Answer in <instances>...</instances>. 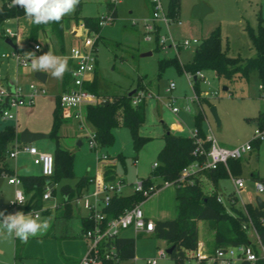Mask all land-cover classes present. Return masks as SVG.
Listing matches in <instances>:
<instances>
[{
  "label": "rangeland",
  "instance_id": "rangeland-1",
  "mask_svg": "<svg viewBox=\"0 0 264 264\" xmlns=\"http://www.w3.org/2000/svg\"><path fill=\"white\" fill-rule=\"evenodd\" d=\"M8 1L11 0H0V5ZM200 1L206 3L212 11L202 19L193 18L191 15L193 6ZM108 2L109 0H82L81 6L65 17L72 19V27H74L78 24L75 20L76 14L80 17L106 15ZM169 2L170 0H161L165 12L168 11ZM178 9V19L172 20L168 26L162 21L159 22L160 33L169 37L167 45L174 41L178 46V52L174 47L166 49L157 47L155 38L151 41L145 40L144 20L152 13L149 0H121L117 3V16L100 26L97 32L100 37L96 44L99 93L103 96L119 95L134 88L154 92L153 96L146 97L144 101L145 119L138 129L144 140L139 147H136L131 130L121 126L113 130L112 143L91 147L90 138L94 133L91 123L86 119L83 120L86 126L83 132L78 128V122L69 121L70 118L67 120L69 122L62 123L58 129L59 140L62 146L74 154L73 176L55 182L53 193L56 204L62 201L63 184H73L83 175L98 174L96 158L99 153H107L115 160L117 177L122 178L125 183L123 194L134 192L137 181L148 177L154 168V163L158 162L159 153L165 142V133L169 131L176 135L191 136L192 132L196 131L195 114L198 112L203 115L202 126L205 133L212 135L221 145L234 147L248 141H253L255 144V149L245 154L241 160L238 176L245 179V187L241 190L235 205L241 208L242 200L255 204L257 196L264 199V193L259 194L256 191L257 180L251 177L253 172L259 177H264V140L255 139V130L259 126L257 116L259 111H264V91L260 87L257 74L252 72L248 80L242 77L231 81L224 76H218L212 68L202 69L200 72L205 76L206 82L200 79L198 83L200 98L197 100L195 94L198 93L193 87L194 81L188 77L189 74L194 77L196 73L179 69L173 63L161 68L160 63L165 58L173 57H177L181 64L188 63L193 57L197 44L191 43L185 47L182 45L184 40L192 42L197 39L200 42L213 33L221 35L223 47L228 48L230 54H240L241 57L254 56L256 49L253 46L250 28L256 31L260 23L264 26V0H180ZM7 25L19 31V38L17 40L13 38L15 46L8 44L6 37L3 36L5 23L1 26L3 35L0 36V83L6 84L8 81L12 85L18 76L23 80L26 71L33 73L30 64L17 66L13 56L14 47H18L19 52L26 53L32 51V45L27 40L26 30L17 28L15 21ZM66 33L62 56L68 57L70 48L77 44V41L71 38L69 30ZM42 40L41 54L49 49L53 52L59 51V45L51 35L43 36ZM3 53L6 56H3ZM27 81L40 83L34 77H30ZM71 82L72 79L69 83ZM170 82H174L175 87L171 92L166 93ZM40 84L48 89V94L45 96L48 98L47 103L42 104L36 99V111L19 118L22 129L31 130L29 124L33 123L51 124V108L55 104L54 86L59 87L60 80L49 75L48 81ZM224 87H228V90ZM204 91H208L207 96L202 94ZM170 100L174 106L180 108L178 113H175L168 104ZM186 106L190 107V111L186 110ZM212 107L217 108L220 125L212 114ZM7 122L8 120L4 121L0 116V127ZM13 123L16 125L15 122ZM51 129L52 127L47 132H51ZM64 133L65 136H61ZM79 140L83 142L81 145H78ZM34 145L41 151L54 154L56 138L40 139L35 141ZM119 153L124 156L123 162L116 158ZM5 163L20 172L41 173V166L34 164L30 157L24 154H20L17 159L9 160L7 154ZM199 175L205 192L212 193L216 190L211 180L206 181L207 172ZM218 189L226 195L233 193L235 186L232 176L220 178ZM14 194L15 186L4 178L0 185V211H5V214L14 213L15 209L10 204ZM31 194L30 192L27 195L28 198ZM227 200L225 199L224 206L226 210L232 212ZM140 203L145 216L150 219L160 221L174 219L177 215L174 184L161 187ZM38 209L42 218H52L50 229L43 235L30 237L27 242L19 239L0 241V264H64L63 255L70 256L72 262L77 260L80 262L88 253L89 242L83 235L81 221V217L87 214L88 210L76 200L71 201L69 214L64 213L65 205L51 210L41 205ZM198 226L199 241L207 244L205 245L208 251V243L212 242L208 223L200 220ZM126 233H131L136 238L135 264H151L148 262L150 259H156L157 264H175L166 253L170 246L166 239L155 233H142L137 236L132 233V229H128ZM248 234L254 239L250 231ZM191 264L195 262L192 261Z\"/></svg>",
  "mask_w": 264,
  "mask_h": 264
},
{
  "label": "trees",
  "instance_id": "trees-1",
  "mask_svg": "<svg viewBox=\"0 0 264 264\" xmlns=\"http://www.w3.org/2000/svg\"><path fill=\"white\" fill-rule=\"evenodd\" d=\"M82 0H80L81 6ZM180 0H170L167 15L170 20L178 19ZM11 1L4 2L0 5V36H2L1 26L8 20L25 17L21 7H11ZM108 10H112V16H117V5L108 4ZM76 23L80 21L92 31L98 32L100 29L99 16H75ZM72 19L64 17L59 23L49 25H33L29 22L28 42L33 45L40 42L43 36H52L59 45L61 51L65 48V33L71 29ZM159 26L157 27L155 41L157 47ZM250 35L256 54L251 57H241L240 54L232 55L228 48L223 47L222 37L218 33H213L209 37L197 44L192 59L181 64L177 57L165 58L160 61L161 68L169 64H176L179 69L196 73L205 68H212L218 76H224L229 80L237 78L249 79V75L255 72L260 80V87L264 91V26L260 23L256 31L250 28ZM4 36V35H3ZM5 37V36H4ZM98 36L96 40L99 39ZM72 79L71 71L65 73L63 77V90L69 87ZM193 87L199 94V78L193 79ZM99 85V76L95 72L92 82L85 83V86L94 93L101 95L97 89ZM141 89V88H139ZM129 92L119 95H105L104 99L95 103L84 106L83 113L86 120L94 127V136L98 146H105L112 143L114 139L113 130L125 126L131 130L134 144L139 147L144 137L139 134V127L145 119L144 101L138 104L132 103V96ZM59 96V95H58ZM57 96L56 104L52 114L51 137L56 138V148L54 151V172L51 176L43 174H18L22 181V187L26 195L30 192L31 197L22 207L23 210L38 209L43 205L42 193L45 186L55 184L62 178L73 176V157L74 154L60 144V135L58 134L59 126L67 121L70 117L65 116L63 108L60 105ZM259 126L264 128V112L260 111L258 116ZM195 125L198 137L201 138V149L207 151L211 142L207 139V134L203 129V115L201 112L195 114ZM257 139V138H255ZM15 141L19 140V135L13 125H7L0 129V176L3 172L14 174V171L5 163V157L9 153ZM164 145L159 153L158 165L153 168L151 174L142 178L145 185L157 183L161 186L164 181H172L175 186V195L177 199V215L172 220H156L155 234L166 239L170 246H174L170 258L175 264H186V260L196 253L199 243V221L205 220L211 231V243H208V250L215 253L218 248H227L241 244H251L257 253L259 249L255 241L250 238L248 231L243 228L247 220V213L252 218L260 240L264 243V209H259L256 204L245 202L241 208L237 207L236 201L230 202L233 193L227 196L229 207L232 212L226 210L224 203L218 200L219 192L214 190L212 193L205 192L202 188L200 173L207 172L208 178L217 184L220 178L229 176V171L234 176H238L241 169V159H229L227 166L219 164L216 168L201 170L195 174L186 176L183 180L181 171L194 161H201L205 155L195 152L197 143L191 136L176 135L167 131L164 135ZM259 141V140H256ZM253 145L255 146L254 142ZM118 160L124 161V156L119 153L116 155ZM113 160V161H112ZM114 159L105 163V173L108 178L116 175L114 169ZM92 176L83 175L73 184L66 183L61 186L63 200L65 205V214L71 212V200L80 195L90 185ZM251 177L264 183V177H259L257 173H252ZM161 180V181H159ZM145 197L139 192L130 194L115 195L109 205L105 208L108 216H116L126 208L141 202ZM238 202V201H237ZM89 215L81 217L82 232L90 228L93 223L88 219ZM209 231V233H210ZM116 247L117 255L115 259H102L100 264H135L136 258V238L134 236L118 235L111 239ZM169 246V247H170ZM18 257V254H16ZM64 264H80L79 260L72 262V258L63 255ZM238 264H264V258L259 257L255 261H241Z\"/></svg>",
  "mask_w": 264,
  "mask_h": 264
},
{
  "label": "built area",
  "instance_id": "built-area-1",
  "mask_svg": "<svg viewBox=\"0 0 264 264\" xmlns=\"http://www.w3.org/2000/svg\"><path fill=\"white\" fill-rule=\"evenodd\" d=\"M121 0H109L111 5H117ZM152 6V14L145 18L144 20V34L145 40L151 41L155 38L157 27L159 22L162 21L169 25L171 22L167 15V12L163 9L161 0H149ZM114 17L112 16V10H108L106 15L99 17V25H103L111 21ZM10 21V20H8ZM7 21V22H8ZM74 34L73 36L77 39V44H74L70 48L68 57L72 60L73 66L71 68L72 82L66 90H63L59 94L60 105L63 108L64 114L67 117H72L73 119L79 120L80 127L84 130L86 128L83 124V120L86 119L83 113L84 106L88 104H95L104 97L94 93L89 90L85 83L92 82L94 78V73L97 69V47L96 40L98 34L95 31L90 30L84 22L80 21L72 28ZM4 36L6 38H19V31L6 26L4 29ZM169 37L165 34H158V43L162 49L168 47H174L176 52H178V46L174 41H171L167 45ZM18 44V41H16ZM191 43L198 44L199 41L194 39L192 42L189 40H184L183 44L185 47L189 46ZM16 44V45H17ZM37 45L40 46V51L42 44L40 42L34 43L32 45V51H35ZM37 52V55L41 53ZM25 53L19 52L18 47H14L13 56L16 59L18 66H28L30 61H27L23 56ZM6 56V54H2ZM196 76L206 82L205 76L199 71L196 72ZM190 80H193V75L189 74ZM175 87L174 82H170L166 88V93L171 92ZM47 93V89L44 85L38 84L36 82H30L25 88L21 83H13L12 85L0 83V116L3 120L16 121L18 117L19 110L22 107L33 106L36 102L37 97L43 96ZM202 94L208 95V91H204ZM154 92L145 89H138L132 96V103L138 104L139 102L146 99L148 96H153ZM195 98L199 100V94H195ZM168 103L175 113L180 111V108L174 106L171 102ZM186 110L190 111V107L186 106ZM191 137L195 138L197 147L195 152H199L205 155L204 159L201 161H194L188 166L184 167L181 171V179L183 180L186 176L195 174L201 170L216 168L219 164H224L227 166L229 159H242L245 154H248L254 149L253 141H248L244 144L227 147L221 145L212 135H207V139L210 140L211 145L209 150L203 151L201 149V138L198 137L197 131L192 132ZM255 138L257 140H264V128L257 127L255 130ZM91 147H97V142L94 136L90 138ZM21 151H26L32 156L34 164L41 166V172L44 176H51L54 172V154L46 151H41L34 144H24L15 141L12 149L9 151L8 155L10 158H15ZM97 168L98 174L92 176L90 179V185L85 189L80 195L76 196L72 200H76L79 204L81 203L85 209L88 210L87 215H89V220L93 223L90 228L84 230L83 235L87 238L88 253L80 260V264H100V261L104 259H115L117 255L116 247L111 239L121 235L123 230L132 228L136 234L146 233L154 234L156 230L155 220L147 218L141 208V203H136L130 208H126L123 212L116 216H108L105 208L109 205L111 199L115 195L123 194L124 180L118 178L117 175L113 178H108L105 173V163L111 160V157L107 153H99L97 155ZM158 165L157 162L154 163L153 167ZM2 177H6L10 184L15 186L14 198L11 200L10 204L14 207L15 211H23L25 214H39L41 212L39 209H31L24 211L22 207L27 203L28 196L24 192L22 187V181L17 174H7L2 173ZM232 176L235 191L233 192L231 202L238 201L240 197L241 190L245 187V179L241 176ZM173 184L172 181H164L161 186L157 183H152L145 185L143 179H140L135 184L134 192L141 193L144 197L152 195L154 192L159 190L163 186H168ZM54 189L55 185L47 184L42 193L43 206L46 208L56 209L58 204L54 201ZM256 191L259 194L264 193V183L257 180L256 181ZM227 196L218 194V200L225 203ZM71 200V201H72ZM23 202L22 204L20 202ZM245 202L242 200V205ZM256 204V203H255ZM264 222V218L262 219ZM243 228L250 231L254 237V241L259 249L260 253H257L251 244L230 246L227 248H218L215 253L207 251L202 242L198 243V248L196 253L186 260V264H191L192 261L195 264H238L241 261H255L259 257L264 258V243L260 240L259 234L255 227V224L247 213V220L243 224ZM167 253V252H166ZM151 264H157L156 259L148 260Z\"/></svg>",
  "mask_w": 264,
  "mask_h": 264
},
{
  "label": "clouds",
  "instance_id": "clouds-1",
  "mask_svg": "<svg viewBox=\"0 0 264 264\" xmlns=\"http://www.w3.org/2000/svg\"><path fill=\"white\" fill-rule=\"evenodd\" d=\"M79 4L80 0H11L10 6L21 7L25 18L31 24L39 26L61 22L65 16L74 13ZM39 51L40 46L37 45L35 51L23 55L30 61V70L33 73H47L60 80L70 71L66 56L57 55L50 49L37 55ZM51 221V217L42 218L38 213L25 214L23 211H16L5 214V211H0V241L19 239L27 242L30 237L45 234L51 227Z\"/></svg>",
  "mask_w": 264,
  "mask_h": 264
},
{
  "label": "crops",
  "instance_id": "crops-1",
  "mask_svg": "<svg viewBox=\"0 0 264 264\" xmlns=\"http://www.w3.org/2000/svg\"><path fill=\"white\" fill-rule=\"evenodd\" d=\"M108 4H109V2L108 3H106V8H107V10H108ZM118 11V10H117ZM152 14V13H151ZM150 14V15H151ZM12 21H15L16 23H17V28H20L22 31H24V30H26V32H27V34H28V28H29V21L25 18V17H20V18H17V19H11L10 21H8V22H6L5 23V26H8L7 24L8 23H11ZM74 26V25H73ZM72 26H71V29H69V32H70V35H71V38L72 39H74L75 40V42L77 41L76 40V38L73 36V34H74V32H73V30H72ZM1 31H2V29H1ZM3 32V31H2ZM68 33V32H67ZM66 33V34H67ZM66 34H65V36H66ZM48 38V37H47ZM27 40H28V38H27ZM12 42H14L13 40H12ZM41 44H43V40L40 42ZM9 44V43H8ZM14 46H15V44H14ZM55 53H57V54H59V55H63L62 54V51H61V49H59V51L58 52H56V51H54ZM68 58V64H69V69H70V71H72L71 70V68H72V66H73V62H72V60L69 58V57H67ZM18 66V65H17ZM18 67H21V66H18ZM95 72H97V70L95 71ZM35 74L36 73H30L29 71H26V75H25V78L22 80L21 79V76H18V78H17V80H16V82H14V83H21L22 85H24L25 86V88H27V85H28V83H30V82H34V81H27L28 79H30V77H34L38 82H40L41 83V81L40 80H38L36 77H35ZM47 74V73H46ZM72 74V73H71ZM24 77V76H23ZM94 77H95V73H94ZM48 79H49V74H47V80H46V82L48 81ZM94 79V78H93ZM39 83V84H40ZM6 84H9L10 85V82H6ZM13 84V83H12ZM58 86H54V88H55V93H54V98H55V104H56V100H57V96L63 91V79H60V84H59V87L57 88ZM46 88V87H45ZM53 88V89H54ZM47 89V88H46ZM47 94H48V89H47V93L45 94V95H43V96H39V97H37V102H40V103H42V104H46L47 103V100H48V98H46L45 96H47ZM100 96H103V95H100ZM37 102H35V104L37 103ZM35 104H34V106H32V107H22L20 110H19V113H18V117H17V120L16 121H14V120H12V121H8L7 123H5L3 126H1L0 127V129H3L4 127H6L7 125H13L14 126V128L16 129V131L18 132V135H19V140H20V133H21V131H23L24 129H22L21 128V126H20V124H19V118L20 117H22V116H24V115H29V114H31V113H34V111H36V107H35ZM55 104H54V106L51 108V112H52V114H53V110H54V107H55ZM260 112V111H259ZM264 112V111H263ZM259 114V113H258ZM5 121V120H4ZM69 121H74V122H78V128H79V130L80 131H84L81 127H80V122H79V120H76V119H73L72 117H70V120ZM69 121H67V122H69ZM13 122H15L16 123V125L13 123ZM67 125H68V123H66ZM18 126H20L19 128H18ZM31 126V127H30ZM52 127V120H51V124H45V123H33V124H29V128H31V131H34V132H45V133H48L47 131H48V129H50ZM30 130V129H29ZM61 136H65V133L64 134H62ZM20 143H22L21 141H19ZM79 142H80V144H79ZM83 142L81 141V140H79L78 141V145H81ZM24 144H34V143H24ZM13 146V145H12ZM11 149H12V147H11ZM10 149V150H11ZM254 149H255V146H254ZM253 149V150H254ZM20 154H24L25 156H28V157H30V159L32 160V156L28 153V152H26V151H21L18 155H17V157H15V158H10L9 157V155H8V160L9 159H17L18 157H19V155ZM242 160V159H241ZM33 161V160H32ZM97 161V160H96ZM113 161V160H112ZM9 163V162H8ZM97 165H98V163H97ZM8 167L10 168V169H12L13 171H14V174H42V172L41 173H30V172H20L19 170H16V168H14V167H12L11 165H8ZM114 169H115V161H114ZM115 172H116V170H115ZM254 173V172H253ZM252 174V173H251ZM116 175H117V173H116ZM229 175H232V173L229 171ZM91 176V175H90ZM234 176V175H233ZM2 177V176H1ZM3 178V180H4V178H6V177H2ZM207 180H210L209 178H207L206 179V181ZM3 182V181H2ZM2 182H1V184H2ZM164 187V186H163ZM215 187H216V189H217V191L220 193V194H222V195H224V196H226V194L224 193V192H222L220 189H218V182H217V184L215 185ZM62 200H63V196H62ZM62 202V201H61ZM58 203V207L57 208H59L61 205H64L63 203ZM242 204V203H241ZM24 211H28V210H24ZM147 217V216H146ZM148 218V217H147ZM156 221V220H155ZM129 229H132V228H129ZM128 229H126V230H123L122 231V233H121V235H124V236H132V234L131 233H126V231H127ZM132 233H134V234H136L135 233V231L132 229ZM142 233H138V234H136L137 236H139V235H141ZM202 244H203V246L205 247V249L207 250V244L206 243H203L202 242ZM206 244V245H205ZM209 251V250H208Z\"/></svg>",
  "mask_w": 264,
  "mask_h": 264
},
{
  "label": "water",
  "instance_id": "water-1",
  "mask_svg": "<svg viewBox=\"0 0 264 264\" xmlns=\"http://www.w3.org/2000/svg\"><path fill=\"white\" fill-rule=\"evenodd\" d=\"M211 11H212V9L209 6H207L206 3H204L203 1H200L193 6L191 15L193 18L202 19ZM6 42L9 43L10 45L14 46V43L12 42V40L10 38H6ZM148 53H151V52H148ZM35 77L43 83H45L47 80V74L46 73L36 72ZM196 78L197 77L194 76V80H196ZM224 89L228 90V87H224ZM136 91H137V88H134L133 90H131L128 93V95L132 96ZM211 111H212L213 116L217 120L218 125H220V119H219V116L217 113V108L212 107ZM50 137H51L50 132H48V133L34 132V131L29 130L28 128H25L20 133V141L22 143H34L37 140L50 138ZM79 144H80V142H79ZM2 181H3V178L0 176V185H1ZM255 202H256V205L258 206L259 209H264V199L261 196H257ZM173 250H174V246L172 245V246L167 248L166 252H167V254H171L173 252Z\"/></svg>",
  "mask_w": 264,
  "mask_h": 264
}]
</instances>
